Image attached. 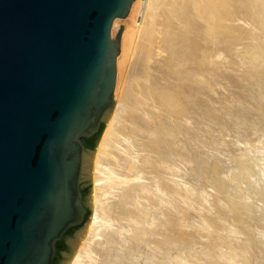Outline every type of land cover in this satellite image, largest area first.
<instances>
[{"label": "bare ground", "instance_id": "obj_1", "mask_svg": "<svg viewBox=\"0 0 264 264\" xmlns=\"http://www.w3.org/2000/svg\"><path fill=\"white\" fill-rule=\"evenodd\" d=\"M233 16L252 37L227 49ZM130 43L51 264H264V0H148Z\"/></svg>", "mask_w": 264, "mask_h": 264}, {"label": "water", "instance_id": "obj_2", "mask_svg": "<svg viewBox=\"0 0 264 264\" xmlns=\"http://www.w3.org/2000/svg\"><path fill=\"white\" fill-rule=\"evenodd\" d=\"M148 0H0V264H51L82 228L81 136L129 76Z\"/></svg>", "mask_w": 264, "mask_h": 264}, {"label": "rangeland", "instance_id": "obj_3", "mask_svg": "<svg viewBox=\"0 0 264 264\" xmlns=\"http://www.w3.org/2000/svg\"><path fill=\"white\" fill-rule=\"evenodd\" d=\"M213 6V5H212ZM215 8V7H214ZM238 14V13H237ZM236 16V15H235ZM235 16H233V17H231V18H228V19H226V20H224V21H222L221 22V24H222V26H223V33H225V35H223L222 36V43H223V46H225V48L227 47V49H229L228 47L229 46H232L233 44H231L230 43V41L232 40L234 43H239L240 44V42H242V43H244V40L246 39H249V38H251L252 36H250L251 35V32H250V27L248 26V25H246L247 23L249 24V22L250 21H252L250 18H248V20L247 21H245L247 18H239V17H235ZM258 17H259V15H257L256 17H255V22L257 21V19H258ZM238 19V20H237ZM240 20V21H239ZM235 21V22H234ZM227 22V23H226ZM230 23V24H229ZM246 23V24H245ZM238 24V25H237ZM240 24V25H239ZM229 32H230V34H229ZM250 33V34H249ZM243 35H246V36H243ZM227 36V37H226ZM236 36V37H235ZM244 37V38H243ZM243 38V39H242ZM239 39V40H238ZM129 44H131L130 42H129ZM131 46V45H130ZM227 51H229V50H227ZM129 53H130V47H129ZM130 60H131V55L129 54V62H130ZM130 69H129V78L131 77V75H130ZM128 78V79H129ZM127 79V82L125 83V84H123V85H126L127 83H128V81L130 80H128ZM123 85H121V87H123ZM193 97V96H192ZM207 96H203V98L205 99V100H207V98H206ZM196 98V97H195ZM194 99V98H193ZM203 99V100H204ZM191 100V99H190ZM195 100H197V99H195ZM198 101V100H197ZM188 102V101H187ZM113 103H114V96H112V102H111V104L113 105ZM87 151L89 152V151H91V149H92V147H90V146H87ZM83 152H84V149H83V147H82V149H81V158H80V169H79V177H78V186H79V193L81 192V188H82V184H83V179H80V177H81V164H82V155H83ZM200 177H201V182H202V184L199 186V187H201L203 190H201L203 193H208L209 195H212L213 194V192H215V189L212 187V185H210L208 182H209V180L204 176V175H200ZM86 187V186H85ZM90 188V186L87 188V189H89ZM251 200H253V199H251ZM251 200H249L250 201V204L251 205H253V207H255V206H257V204H256V201L257 200H253L252 201V203H251ZM254 203V204H253ZM256 204V205H255ZM255 205V206H254ZM259 205V204H258ZM88 215V213H87V209H86V216ZM52 261V260H51Z\"/></svg>", "mask_w": 264, "mask_h": 264}]
</instances>
